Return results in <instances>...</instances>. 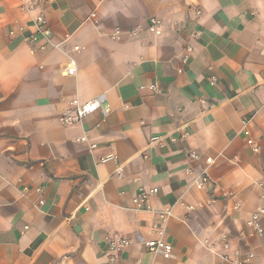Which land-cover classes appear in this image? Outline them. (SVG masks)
<instances>
[{"label":"crops","instance_id":"obj_1","mask_svg":"<svg viewBox=\"0 0 264 264\" xmlns=\"http://www.w3.org/2000/svg\"><path fill=\"white\" fill-rule=\"evenodd\" d=\"M21 3L0 0V264H107L113 233L132 240L120 264H236L249 252L264 264V234L248 226L264 204V0H53L60 47L35 51ZM95 96L106 120L60 123L73 98ZM204 167L199 190L186 169ZM141 188H158L150 209L134 207ZM168 204L165 258L142 240L159 238Z\"/></svg>","mask_w":264,"mask_h":264},{"label":"built area","instance_id":"obj_2","mask_svg":"<svg viewBox=\"0 0 264 264\" xmlns=\"http://www.w3.org/2000/svg\"><path fill=\"white\" fill-rule=\"evenodd\" d=\"M53 0H22L20 8L30 14L33 19L35 32L27 37V41L31 44H34L32 50L35 49L47 50L49 47L58 48L61 43H56L54 41V33L51 29L47 11L45 5L52 2ZM94 19L97 18L96 13H92ZM161 26V20L158 17L150 18L149 30L151 32H157ZM121 35V30L116 29L113 37L119 38ZM68 38V36H67ZM75 49L79 50L80 46H75ZM191 49V48H190ZM75 68H70L69 72L72 73ZM211 83L215 84L216 76L212 75ZM153 90H157L156 85L151 86ZM100 111L103 115V121L106 120L107 116L111 112V106L107 101H104L101 97L95 96L89 100L82 101L80 98L75 97L70 101L69 107L63 112L60 117V123L63 126H73L76 124H82L84 119ZM248 121L244 120L243 124L246 127ZM246 133L249 131L246 130ZM85 137H87V132H85ZM158 138H153V141H157ZM96 143H92L91 147H96ZM253 149L256 152L260 151V146L258 144H253ZM117 158V156H110L109 158ZM189 158L191 160H196L199 158V155L196 151H191L189 153ZM186 172L193 175V183L199 190H204L208 187L210 183V176L207 168H200L199 170L194 171L192 168H187ZM264 189V182L262 183ZM27 189V188H26ZM34 191L39 195V204L43 205L44 192L45 189L43 186H35ZM158 192V188H141L139 192L133 197L134 207L136 209H150L148 205L149 198L151 195H154ZM262 198L264 199V191L262 193ZM217 201V197L214 195L209 196L205 201L198 203L197 205L188 204L187 209L189 211H194L198 207H204L205 205H212ZM241 203L235 201L233 204L234 209L240 208ZM174 213V205H165L157 211L158 219L153 222V229L159 233V238L153 240H142L145 246L149 251L154 253L162 254L165 258H170L173 255V245L165 240V227L169 219ZM264 216V204L259 206L252 214L250 220L248 221V226L251 229V233L255 235L264 234V226L262 225V218ZM107 244V264H120L119 252L127 248L132 244V240L127 236L120 233L108 234L106 236ZM255 255L252 252L246 254H238L235 259L236 264H256L254 263Z\"/></svg>","mask_w":264,"mask_h":264}]
</instances>
